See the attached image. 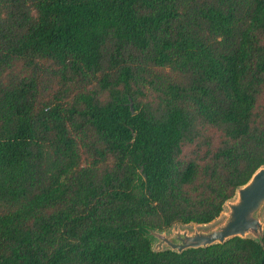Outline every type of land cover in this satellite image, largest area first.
<instances>
[{
	"label": "trees",
	"instance_id": "trees-1",
	"mask_svg": "<svg viewBox=\"0 0 264 264\" xmlns=\"http://www.w3.org/2000/svg\"><path fill=\"white\" fill-rule=\"evenodd\" d=\"M264 167V0H0V264H264L178 253Z\"/></svg>",
	"mask_w": 264,
	"mask_h": 264
},
{
	"label": "water",
	"instance_id": "water-1",
	"mask_svg": "<svg viewBox=\"0 0 264 264\" xmlns=\"http://www.w3.org/2000/svg\"><path fill=\"white\" fill-rule=\"evenodd\" d=\"M225 207L229 209L226 213L222 212L225 218L214 227L202 229L208 224H192V229H175L173 226L169 234L167 230L151 233L153 242L155 240L154 251L169 249L182 253L191 248L224 244L236 237L261 242L264 237V167L258 169L247 184L237 189Z\"/></svg>",
	"mask_w": 264,
	"mask_h": 264
},
{
	"label": "rangeland",
	"instance_id": "rangeland-1",
	"mask_svg": "<svg viewBox=\"0 0 264 264\" xmlns=\"http://www.w3.org/2000/svg\"><path fill=\"white\" fill-rule=\"evenodd\" d=\"M236 198V197H235ZM235 198L233 199V201L235 200ZM228 207H225L224 208V213H226V212H228ZM225 218V216L223 215V214H221V216L218 218V219H216L214 222H212L211 224H208V225H206V226H203L202 227V229H207V228H211V227H214V226H216L222 219H224ZM181 228V229H185V228H189V229H192L193 228V225L192 224H190V225H187V226H185V225H175V229H177V228ZM172 231V229H168L167 230V233L169 234L170 232ZM154 242H155V240H154Z\"/></svg>",
	"mask_w": 264,
	"mask_h": 264
}]
</instances>
